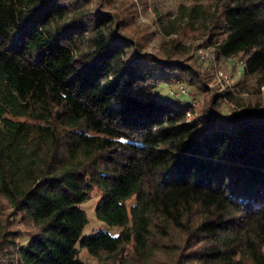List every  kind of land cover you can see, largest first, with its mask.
Instances as JSON below:
<instances>
[{
  "label": "trees",
  "instance_id": "16d2710c",
  "mask_svg": "<svg viewBox=\"0 0 264 264\" xmlns=\"http://www.w3.org/2000/svg\"><path fill=\"white\" fill-rule=\"evenodd\" d=\"M114 1L0 0V264H264V110L223 112ZM181 1L264 85V0ZM95 193L118 235L83 236Z\"/></svg>",
  "mask_w": 264,
  "mask_h": 264
},
{
  "label": "rangeland",
  "instance_id": "374dc122",
  "mask_svg": "<svg viewBox=\"0 0 264 264\" xmlns=\"http://www.w3.org/2000/svg\"><path fill=\"white\" fill-rule=\"evenodd\" d=\"M181 0H115L113 7L116 11L125 10V14H133L131 31L149 36L148 52L152 54L162 53V49L171 50L174 43H178L183 51L187 63L200 73L208 87L209 92L230 91L234 101L226 99L221 103V110L226 113L240 110H264V85L258 86L255 77L245 78L244 67L240 62V56L230 59H220L215 54V47L208 31L199 29L198 24H189L188 17L179 15L178 6ZM191 5V3H186ZM225 76V78L223 77ZM170 83L159 85L160 93H165L171 88L176 89L182 79H172ZM191 93L197 96L195 107L200 112L203 94H195L192 87ZM237 101V102H236ZM197 112V113H198ZM99 200V193H95L90 201L83 205L87 211L89 222L86 224L84 235H98L108 232L116 236L120 232L119 227H110L102 221H98L95 208ZM84 260L94 262L86 251L81 253Z\"/></svg>",
  "mask_w": 264,
  "mask_h": 264
},
{
  "label": "built area",
  "instance_id": "2783aa9c",
  "mask_svg": "<svg viewBox=\"0 0 264 264\" xmlns=\"http://www.w3.org/2000/svg\"><path fill=\"white\" fill-rule=\"evenodd\" d=\"M240 64H241V66L244 67V62L243 61H241ZM223 77L225 78V76H223ZM169 94L171 96H174V97L182 96L184 98H187V99L190 100V102L192 103V105L194 107L197 106L196 99L194 98V96L191 93L190 89L188 87H186L185 84H183V83H178L176 89L171 88L169 90ZM188 116L190 117L189 113H188Z\"/></svg>",
  "mask_w": 264,
  "mask_h": 264
}]
</instances>
